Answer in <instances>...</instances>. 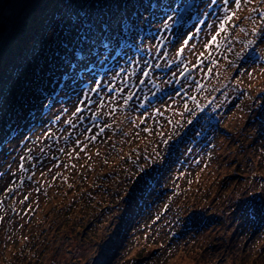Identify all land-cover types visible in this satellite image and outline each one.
Segmentation results:
<instances>
[{
	"label": "rangeland",
	"instance_id": "rangeland-1",
	"mask_svg": "<svg viewBox=\"0 0 264 264\" xmlns=\"http://www.w3.org/2000/svg\"><path fill=\"white\" fill-rule=\"evenodd\" d=\"M46 1L44 0V3ZM62 1L64 0H56V3L48 9L40 28L31 34L27 46L13 50L7 66L9 70H6L5 58L12 51L10 45H17L16 39L22 43L25 37L23 27L26 17H29L34 7L40 4H38L39 0H11L10 4L2 9L4 0H0V22L5 24V31L0 32V75L7 71L0 79V135L4 132L2 127L5 124L18 122L26 113L27 106L37 99L36 95L42 86L43 78L40 82L36 81L40 80L44 70L61 64L60 56L55 55L54 52L62 47L64 40L75 37L76 33L65 35L58 21L52 26L48 23L49 20L54 19L53 11ZM75 1L76 4L69 1V4L76 8L75 11L79 12L85 7L87 12L92 16L95 15L99 21L105 19L112 21L122 13L121 0ZM245 4L247 1L243 5ZM64 5L66 4L62 3V7ZM105 5H108L107 9ZM241 6L237 8L235 0H228L219 11V17H224L225 20L226 17H232L227 20L225 30L222 31L221 24H218V32L212 36V32L216 30L209 29L203 37L201 35L189 45L183 44L188 49L186 59L189 60L190 56L194 60L196 52L200 56L213 50L215 60L206 64L205 70H212L215 61L222 56L227 61L232 55L226 54L225 44L235 39L228 29L233 20L232 13L238 16L250 10H241ZM66 12L69 13L68 10ZM47 16L51 18L47 20ZM215 19L217 18L213 20ZM29 24H32L31 20L28 21ZM242 32L247 37L255 35V31ZM160 34H162L161 26L157 35ZM219 40L222 42L221 45L218 44ZM260 45L264 50V41ZM153 50L158 52L156 47ZM220 69L223 70V65H219L216 72ZM231 69L232 67L226 70L225 76L219 81L215 78L208 81L207 90L212 89L213 92L223 81L230 82L228 86L230 90L232 84L239 87L241 83L249 86L253 92L264 87V65L250 66L248 71L240 73L237 79L229 75ZM51 77L52 75L49 76V80ZM254 81H258L259 84L254 85ZM212 85L214 87H211ZM183 101L180 97H171L169 101L167 100L162 106L166 110L163 118L171 116L183 121L188 116L182 114ZM257 101L256 94L245 92L240 102L249 106L252 102L256 104ZM80 102L78 96L75 102L71 100L68 104L62 105V111L68 112L72 117L71 120L61 117L57 125L51 124L47 119L43 120L33 133L28 136L21 135L13 143V153L0 157V195L9 181L16 183L20 174H33L32 179L25 182L23 188L19 190L17 205L19 209L29 207L35 212L28 221L23 210L19 215L10 217L11 203L7 202V199L3 204L0 202V264H109V262L110 264H264V231H258L249 239L248 231L254 224L248 223L246 215L242 216L238 210L239 205L246 198L253 197L256 200L257 195H261L260 200L264 199V183L249 176V173H262L261 171L264 174V166L260 165L264 164L263 133L258 124H246L251 109L242 111L237 108L224 116V120L236 129V134L225 141L221 154L216 150L215 163L212 164L214 158L209 162L205 161L206 155L197 163L194 155L187 165L179 167L176 164L175 171L180 175L177 180L179 197L169 215L162 217L159 224L152 225L154 214H144L142 209H139L138 203H135V207L129 208L127 195H131L133 191L131 181L142 180L143 175L140 171L143 165L149 170L150 156L155 159L154 173L163 167L161 163L164 161L158 162L156 154L160 153L164 156L168 148L158 141V128L153 127L152 133L146 134L144 126H139L140 117H135L132 111L128 114L119 113L121 119L115 121L116 116L109 111V108L112 109V105L119 104V101L113 96H107L104 97L103 102L97 99L93 107L104 110L112 122H127V134L113 139L117 143L115 151L111 150L106 137L100 136L99 140L93 143L90 132L81 136H79L80 131L78 135L73 134L66 145L55 143L51 135L53 132L62 133L75 127L72 125L74 121L77 117L79 119L82 117L83 113L75 109ZM62 111L57 107L51 114ZM235 111L237 112L234 114ZM258 136H261V142L260 139L257 140L255 146L249 148L248 152H254L255 164L260 165L261 169L255 167L254 162H248L246 152L240 149L243 142L256 140ZM83 145L85 150H82ZM136 147L141 149L140 154L134 151ZM182 148L186 150L190 147L189 144L184 143ZM128 154H133L140 160L141 168H136L133 162L130 163ZM21 155L33 162L32 165L35 167L33 170L26 173L20 170L18 162ZM107 170L113 173H108V179L104 180L108 188L103 190L97 182L101 180L99 172ZM238 171L245 173L247 178H239V175L234 173ZM169 179L175 181L173 175ZM147 184L148 182L144 181L142 186ZM115 190H119L120 193L117 194ZM26 195H29V200L24 203ZM62 196L65 198L63 201L66 200L62 203L64 210L54 207L53 202ZM117 201L120 203H116ZM127 208L131 213L128 214ZM137 209L139 213L134 214ZM40 214L41 218H45L44 221L39 220ZM119 214L123 216L124 226L121 234L112 239V236H116L115 230L119 226L116 220ZM177 214L193 216L195 221L202 220L201 214H207L209 217L213 214H224L225 218L214 229L208 228L201 233L193 232L180 242L169 241L164 244L170 236L168 230L174 228L171 222ZM168 225L171 227L167 229ZM124 227L130 232L123 233ZM122 235L125 236L124 240ZM158 238L163 239V245L158 249L157 254H154L153 251L159 244H147V241ZM22 242L25 246L21 244ZM134 258L137 260L133 261Z\"/></svg>",
	"mask_w": 264,
	"mask_h": 264
},
{
	"label": "snow or ice",
	"instance_id": "snow-or-ice-1",
	"mask_svg": "<svg viewBox=\"0 0 264 264\" xmlns=\"http://www.w3.org/2000/svg\"><path fill=\"white\" fill-rule=\"evenodd\" d=\"M227 2H228V0H225V3H227ZM235 3H236L237 8H239L240 4H241V0H235ZM117 7H119V5H117ZM232 15L234 16L235 13L233 12ZM173 18H174L173 15H169L167 17L168 20H172ZM231 18H232L231 16L226 17V20L231 19ZM68 19H69V21H71L72 17L69 16ZM220 28H221V30H224L225 29V24L221 23ZM85 39H86V37H79L80 41H84ZM213 40L215 41V37H213ZM185 43H187V41H185ZM250 43H252V42H250ZM182 50L183 49L181 48V51ZM73 54L75 56L79 57L81 55V52L77 51V50H73ZM79 110L80 109H77V111H79ZM163 143H164V145L166 147H169V141L168 140H165ZM156 155H157L158 162H163L164 161V156H161L160 153H157ZM141 172H144V169H141ZM238 210L241 212L242 215H252V214L264 215V206H261V207L257 208V207H254L253 205L249 204L247 201L242 202L239 205V209Z\"/></svg>",
	"mask_w": 264,
	"mask_h": 264
}]
</instances>
